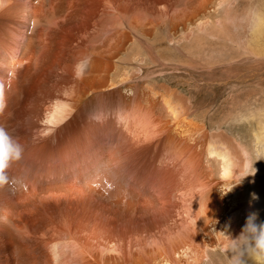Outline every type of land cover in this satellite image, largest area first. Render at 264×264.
<instances>
[{"label":"bare ground","instance_id":"6f19581e","mask_svg":"<svg viewBox=\"0 0 264 264\" xmlns=\"http://www.w3.org/2000/svg\"><path fill=\"white\" fill-rule=\"evenodd\" d=\"M250 58L264 0H0V264H228L264 176Z\"/></svg>","mask_w":264,"mask_h":264},{"label":"clouds","instance_id":"9594fccd","mask_svg":"<svg viewBox=\"0 0 264 264\" xmlns=\"http://www.w3.org/2000/svg\"><path fill=\"white\" fill-rule=\"evenodd\" d=\"M22 155L23 146L18 139L0 126V188L15 185L16 178L9 176L8 169L20 161ZM253 199L258 197L253 194ZM225 235L228 243L221 251L228 255V264H264V221L258 222V212L249 213L239 236Z\"/></svg>","mask_w":264,"mask_h":264},{"label":"rangeland","instance_id":"374dc122","mask_svg":"<svg viewBox=\"0 0 264 264\" xmlns=\"http://www.w3.org/2000/svg\"><path fill=\"white\" fill-rule=\"evenodd\" d=\"M234 53L232 52L231 54L228 55V57L231 56ZM258 61L256 62V59L255 58L247 59L244 62H240L239 61L238 62L239 64L237 63L238 65L235 64V66H233L231 68V69L237 70V72L234 71V70H230V73H234V75L247 74L248 73L247 75L254 76L255 78L256 77L257 78H262V80L264 81V77H263L264 76V58H263V60L260 59ZM248 62H250L249 65L251 67L248 65ZM239 66H241V67H239ZM255 66H257V67H255ZM241 71H242V73H241ZM261 85H263V88L261 87ZM261 85H260V87L263 90V93L262 94H263V97H264V82ZM261 172H259V173H261ZM259 177L260 178H254L252 180V182L250 183V185L248 186V188L246 190L245 196H246L247 199H251V201H252V205H251L252 206V212H258V215L262 214V216H260V217L263 218L264 217V208L258 202H256L253 199V194H255L256 196H258L261 192H264V176H259ZM214 261L215 262H219L218 256H215L214 257Z\"/></svg>","mask_w":264,"mask_h":264}]
</instances>
